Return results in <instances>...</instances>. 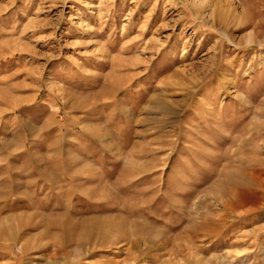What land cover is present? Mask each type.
I'll use <instances>...</instances> for the list:
<instances>
[{"label": "rangeland", "instance_id": "374dc122", "mask_svg": "<svg viewBox=\"0 0 264 264\" xmlns=\"http://www.w3.org/2000/svg\"><path fill=\"white\" fill-rule=\"evenodd\" d=\"M0 264H264V0H0Z\"/></svg>", "mask_w": 264, "mask_h": 264}]
</instances>
